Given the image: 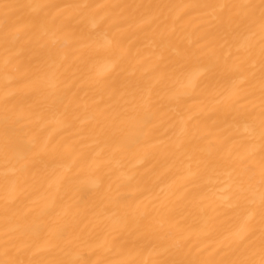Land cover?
Segmentation results:
<instances>
[{
    "label": "snow or ice",
    "instance_id": "snow-or-ice-1",
    "mask_svg": "<svg viewBox=\"0 0 264 264\" xmlns=\"http://www.w3.org/2000/svg\"><path fill=\"white\" fill-rule=\"evenodd\" d=\"M106 9H121V15ZM128 9L144 11L138 17L124 16ZM173 15L175 20L191 16L197 21L200 35L189 47L173 39L174 27H162ZM133 25L152 28L151 42L163 64L145 66L147 58H142L127 71L129 58L139 55L124 42ZM201 40L211 45V56L201 51ZM0 46L6 77L0 96L4 159L0 185L6 193L0 264H145L128 258L145 248L155 257L150 264H264V0L136 5L0 2ZM170 48L177 60L166 56ZM78 73L98 97L103 118L96 120L93 133L127 150L154 140L165 123L164 101L175 105L184 127L179 135L173 127L166 129L165 134L172 136L164 155L181 164L186 161L189 176L203 166L224 177L230 191L225 204L235 210L226 242L211 250L189 243L183 228L165 227L161 219L177 208H149L125 192L113 196L106 191L97 199H84L79 177L106 166L102 150L91 159L80 152L65 164L56 157L61 152L70 155L71 149L60 145L49 149L50 137L42 135L50 123L46 115L56 123L69 121L65 102L77 87ZM113 73L123 74L119 86ZM217 74L225 80L220 100L216 99L220 93L210 90ZM196 96L235 113L233 124L224 129L205 124L204 131L189 128L182 106ZM40 188L48 194L43 205L31 199ZM89 214L99 220L96 243L81 227ZM219 228L208 220L202 225L204 234ZM70 238L76 241L71 247Z\"/></svg>",
    "mask_w": 264,
    "mask_h": 264
},
{
    "label": "bare ground",
    "instance_id": "bare-ground-1",
    "mask_svg": "<svg viewBox=\"0 0 264 264\" xmlns=\"http://www.w3.org/2000/svg\"><path fill=\"white\" fill-rule=\"evenodd\" d=\"M0 2L22 3L27 0H0ZM48 3L56 4H72V3H88L94 5H136V4H180V3H213L216 0H44ZM232 3L252 2L258 3L259 0H228ZM104 11L111 12L115 15H121V9H106ZM143 9L135 10L128 9L123 12L124 16L138 17ZM165 16L168 13L165 12ZM76 23L75 21L73 22ZM197 21L191 16H185L183 19L175 20L174 15L169 17L162 27H167L171 30L175 28L173 39L179 38L182 47H189V42L196 40L200 35V30L195 26ZM155 27V26H153ZM152 28L143 27L137 28L133 25L124 35V42L131 48L133 55L139 50V55L129 58L125 64L127 71H132L136 66V62L142 58H147V63H161L158 61V52L155 50L151 42ZM256 39H259L257 33ZM201 51L211 56V45L207 44L205 40L200 41ZM30 53H26L24 59L27 60ZM170 60H177L178 57L174 49L170 48L166 53ZM4 49L0 46V96L5 91V72L3 68ZM99 63L103 64L105 57L101 56ZM183 63V61H181ZM139 75V73H136ZM11 75V74H9ZM80 79L77 80V87L72 89L69 93L68 113L69 121L66 123H56L51 115H46L47 123L43 136L50 137L49 149L53 145L68 146L71 149L70 155H64L63 152L57 155L58 162L68 163L72 156L80 152L88 153L91 157H95L96 153L101 152V159L107 160L108 163L100 171H93L91 169L83 172L79 180L82 185L84 199H97L103 195L104 192L110 191L111 195L115 196L118 191L125 192L129 196H138L137 202L142 205H147L149 208L155 206L161 208H177V212L171 215H162L161 219L164 221L165 227L179 226L185 230V235L188 237L189 243H195L198 247H206L209 250L215 248L221 243H224V237L228 235L231 230V225L234 219V211L226 207L224 198L230 195V191L223 182L224 177L209 170L197 172L194 176L188 175L184 164L176 160L166 157L164 151L170 144L171 132L165 134L166 129L173 127L177 135L180 134L184 127V122L176 114L174 104L164 101L165 108L162 111L161 119L165 121L164 126L160 129V133L154 140L146 144H141L134 150H127L118 147L112 141H105L101 137H97L92 129L97 119H102L101 113L97 110L98 97L95 96L90 89L86 78L77 74ZM112 79L115 80L116 85L119 86L123 80V74H112ZM205 83L208 80L205 79ZM214 93H220L216 96L220 100L223 96V88L225 87V80L217 74L211 79ZM75 94V95H73ZM71 101V103H69ZM78 106V107H77ZM102 108L103 105L101 104ZM182 115L184 120L188 121V127L192 130L199 128L200 131L206 130L203 126L216 125L219 129L228 128L234 122L235 113L226 111L223 107H218L214 102H211L206 96H196L192 99H187L183 102ZM79 117V119H72L71 117ZM189 117H193L188 120ZM81 120L86 123L81 124ZM83 129V131L81 130ZM243 132V129H240ZM97 141H101L97 143ZM236 144H230L229 147H235ZM49 157H44L47 160ZM4 171V159L0 155V176ZM76 171V168H73ZM192 171H196V166L193 165ZM127 177H133L127 180ZM97 185H101L97 187ZM110 186V189H109ZM46 187V183H45ZM143 195H139L140 193ZM6 193L0 185V239L3 238L2 233L5 228L3 220V206ZM48 194L44 188L36 191L31 199L37 201L38 204L43 205L47 202ZM23 212V208H21ZM205 220H208L212 225H220L219 230L208 231L204 234L202 225ZM24 223L23 220L20 221ZM99 220L97 217L89 214L88 219L84 221L81 227L85 228L86 232L93 235V243H96V234L99 232L97 227ZM78 235V233H77ZM76 241L70 238L69 247L75 244ZM98 255H92L91 259L95 260ZM107 258H112L110 254H103ZM47 258V257H46ZM119 258V257H117ZM137 261L150 262L155 258L150 248H145L138 253H133L128 257Z\"/></svg>",
    "mask_w": 264,
    "mask_h": 264
}]
</instances>
